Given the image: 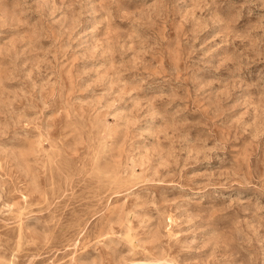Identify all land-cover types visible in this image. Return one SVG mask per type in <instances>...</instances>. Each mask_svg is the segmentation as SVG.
<instances>
[{
  "label": "rangeland",
  "instance_id": "1",
  "mask_svg": "<svg viewBox=\"0 0 264 264\" xmlns=\"http://www.w3.org/2000/svg\"><path fill=\"white\" fill-rule=\"evenodd\" d=\"M264 264V0H0V264Z\"/></svg>",
  "mask_w": 264,
  "mask_h": 264
},
{
  "label": "bare ground",
  "instance_id": "2",
  "mask_svg": "<svg viewBox=\"0 0 264 264\" xmlns=\"http://www.w3.org/2000/svg\"><path fill=\"white\" fill-rule=\"evenodd\" d=\"M148 264V263H147Z\"/></svg>",
  "mask_w": 264,
  "mask_h": 264
}]
</instances>
